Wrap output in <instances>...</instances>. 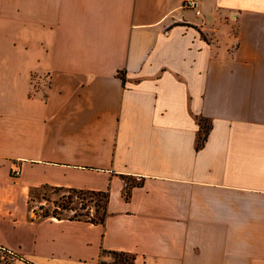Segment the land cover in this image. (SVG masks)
<instances>
[{
  "label": "crops",
  "instance_id": "obj_1",
  "mask_svg": "<svg viewBox=\"0 0 264 264\" xmlns=\"http://www.w3.org/2000/svg\"><path fill=\"white\" fill-rule=\"evenodd\" d=\"M196 1L0 0L11 264H264V0ZM40 187L108 191L104 223Z\"/></svg>",
  "mask_w": 264,
  "mask_h": 264
},
{
  "label": "rangeland",
  "instance_id": "obj_2",
  "mask_svg": "<svg viewBox=\"0 0 264 264\" xmlns=\"http://www.w3.org/2000/svg\"><path fill=\"white\" fill-rule=\"evenodd\" d=\"M66 203V204H65ZM96 203H103V198L88 194L75 193L68 189H59L56 187H40L34 189L31 194L30 205L36 215L44 211L52 213L54 210L61 212L64 217L73 216L82 213L92 215L95 213ZM64 204L67 208H61L59 205ZM42 207V208H40ZM106 261H113L111 256H104Z\"/></svg>",
  "mask_w": 264,
  "mask_h": 264
},
{
  "label": "trees",
  "instance_id": "obj_3",
  "mask_svg": "<svg viewBox=\"0 0 264 264\" xmlns=\"http://www.w3.org/2000/svg\"><path fill=\"white\" fill-rule=\"evenodd\" d=\"M124 79V78H123ZM200 124H201V134L199 136V141L197 144V148H201L204 144V142L207 140L209 131L211 129V124L208 123L207 120L204 119H200ZM124 179H126L127 181V187H130L132 185V183H130V178L123 176ZM59 189H63V188H59ZM72 192L75 193H79V194H83L85 196H87L88 194H92L93 196H98V197H102L103 198V203L97 204L96 203V208H95V213H93L92 215H89V213H86L85 217L82 213L80 214H75L73 216H68L66 218L69 219H83L86 221H90L93 223H104L105 218L108 214V201H109V192L108 191H95V190H84V189H75V188H71L68 189ZM32 194V191H31ZM30 199H31V195H30ZM66 204V203H65ZM61 208H67V206H65L64 204H60L59 205ZM42 208V207H40ZM43 217H48V216H55L58 218H62L64 216L61 215V212L54 210L52 213L44 211L42 214H40ZM104 255H108L111 256L113 258V261H106L105 259H102L100 264H135V256L132 253H128V252H124V251H108V250H104L103 251V256ZM14 259H10L8 261V264H11V262H13Z\"/></svg>",
  "mask_w": 264,
  "mask_h": 264
},
{
  "label": "built area",
  "instance_id": "obj_4",
  "mask_svg": "<svg viewBox=\"0 0 264 264\" xmlns=\"http://www.w3.org/2000/svg\"><path fill=\"white\" fill-rule=\"evenodd\" d=\"M185 2L193 7V8H196L197 6V1L196 0H185ZM200 11L197 10V14H199ZM16 174L19 173L18 169H15L14 171ZM15 258V254L10 251L9 249L3 247L0 245V264H8V261L11 259H14Z\"/></svg>",
  "mask_w": 264,
  "mask_h": 264
}]
</instances>
